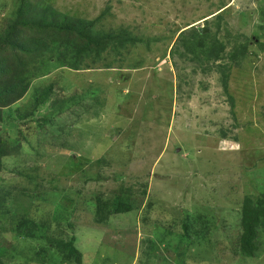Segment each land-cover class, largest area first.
<instances>
[{
  "label": "rangeland",
  "instance_id": "rangeland-1",
  "mask_svg": "<svg viewBox=\"0 0 264 264\" xmlns=\"http://www.w3.org/2000/svg\"><path fill=\"white\" fill-rule=\"evenodd\" d=\"M19 6L0 0L1 48L28 78L0 124L2 140L20 145L0 172L3 259L12 247L32 259L38 244L22 232L52 222L54 234L72 224L81 264H264L263 233L256 258L234 252L244 199L264 193V0H30L20 14ZM48 8L92 22L95 39L123 43L80 55L77 39L33 35L26 24ZM200 30L213 47L197 60L183 41ZM48 90L33 122L16 119ZM71 158L83 165L69 173ZM143 193L140 210L114 213ZM49 254L44 264H64Z\"/></svg>",
  "mask_w": 264,
  "mask_h": 264
},
{
  "label": "trees",
  "instance_id": "trees-1",
  "mask_svg": "<svg viewBox=\"0 0 264 264\" xmlns=\"http://www.w3.org/2000/svg\"><path fill=\"white\" fill-rule=\"evenodd\" d=\"M30 0H19V9L17 13H21L22 10H25L28 7V2ZM38 22L26 24L27 30L30 31L33 35H40V36H50L58 38H63L62 40L66 41L69 37H72L73 40L77 39L78 44L80 47L79 54L83 55L84 53L88 52L91 47L93 49L102 48L108 42L119 41L123 43L120 38L112 37V36H104L101 38H94L90 34V29L93 25L92 22H84L81 20L74 21L70 19H65L63 16L57 14L54 10L50 8L42 10L41 15H38ZM73 23L74 25H71ZM76 25L79 26L76 29ZM14 28V27H13ZM13 28H9V31L5 33L4 41L9 40L13 33L11 30ZM60 35V36H58ZM58 36V37H57ZM117 39V40H116ZM207 34H200L196 32L195 35L192 36L191 40L183 41V49L184 55L191 56L192 58L199 59V54L202 56L207 57L208 52L213 47V43L210 42ZM4 43L0 41V124L5 123L6 119H3V111L12 104V101L15 99H21L23 97V93L25 92L24 88H20L24 81H27L28 78L23 75L25 70H21L20 67L14 68V60L12 57H6L7 51L2 49L1 46ZM17 46L12 44L11 47L14 48L12 51L15 50ZM5 48V47H4ZM220 50H223V46L220 44ZM19 54L24 56L23 58L26 59L27 55H31L30 51H25L23 47H19ZM237 50V48H235ZM6 51V55L5 52ZM21 52V53H20ZM5 55V56H4ZM230 59L233 60V56H230ZM224 77V76H223ZM27 78L26 80H24ZM13 81L9 83V81ZM223 87L226 88V78L222 79ZM21 89V90H20ZM227 91V90H225ZM50 90L47 92H43L36 98L37 100L34 102V110L25 112L22 116H17V120L23 121L28 119L29 122L34 121V117L37 116L35 113L39 108H44V106L49 102L51 93ZM40 117V116H39ZM50 117H54V114ZM35 122L40 124H49L50 119L44 117H40L39 120H35ZM19 136H22L23 133L21 131V126L18 131ZM18 142V141H17ZM18 143H10L5 142L0 137V172L4 170V160L6 158H10L14 156V154L18 153L20 150V145L17 146ZM18 147V148H16ZM84 161V160H83ZM78 162V161H77ZM81 163H76L73 158L70 159L68 162L65 170L69 173L73 171H78V169L82 166ZM67 172V174H69ZM64 173V172H63ZM65 175V173L63 174ZM32 181L35 180V177H29ZM23 194V192H19ZM143 194H140V202L132 201L126 198V201L118 202L114 205V213L115 214H125L132 212L134 210H140L142 208ZM261 196L255 198H245L241 210H240V225H241V233L238 237L237 241V248L234 250L235 254L241 255L243 258L246 259H254L259 254V244L261 235L264 234V193L260 194ZM144 205V204H143ZM59 206V205H58ZM56 207V206H55ZM57 216V212L53 214ZM0 216H4V213L0 211ZM40 224V223H39ZM35 223L32 229L27 230L25 233V239L29 240L30 243L38 244L36 250H34L33 258L30 259V256L26 255L24 252H17L14 247L11 248L9 255L6 259H3L2 256H6L8 251H2L0 249V264H44L42 259L48 257L50 252H55L59 255L60 261L64 264H81L82 263V255L81 252L78 250L76 246V237L73 233H70L72 230V224H67L66 229L62 228L60 233H53L54 223L49 222L47 223L48 228L45 227V224ZM36 228L34 229V227ZM38 226L40 228H38ZM183 235L182 238L190 237V230L188 222L185 221L181 225ZM47 228V229H46ZM42 229H45L43 231ZM62 234V235H56ZM65 235L67 239L65 241L62 240V237ZM169 243V242H167ZM188 243V242H187ZM159 244H162V240H159ZM168 246V244H166ZM24 251V250H20ZM30 254V252H29ZM11 257V258H10ZM22 259V261L18 262V260Z\"/></svg>",
  "mask_w": 264,
  "mask_h": 264
},
{
  "label": "water",
  "instance_id": "water-1",
  "mask_svg": "<svg viewBox=\"0 0 264 264\" xmlns=\"http://www.w3.org/2000/svg\"><path fill=\"white\" fill-rule=\"evenodd\" d=\"M199 32H200V34H204V33H206V30H200Z\"/></svg>",
  "mask_w": 264,
  "mask_h": 264
}]
</instances>
